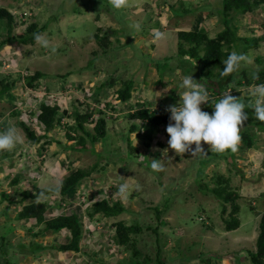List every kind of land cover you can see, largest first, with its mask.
<instances>
[{
    "label": "rangeland",
    "instance_id": "1",
    "mask_svg": "<svg viewBox=\"0 0 264 264\" xmlns=\"http://www.w3.org/2000/svg\"><path fill=\"white\" fill-rule=\"evenodd\" d=\"M0 7L16 10V13L27 11L28 15L35 10L38 22H50L48 30L42 35L48 41L47 46L37 42L33 46L11 43L6 46L9 51L5 47L0 49V75L9 76V80H14L17 85L13 92L0 96V132L14 127L21 141L11 151H0V233L14 236L12 242L17 245V251L31 243L35 248L38 244L55 246L64 241L67 231L34 237L41 228L36 226L29 233L28 229L35 222L25 224L18 221V204L5 201L2 192H7L11 200L17 202V187L22 190H34L37 187L57 189L77 168L98 165L101 170L89 178L87 188H84V182L87 181H82L79 198L76 196L70 204L62 202L64 208L56 207L49 212L51 217L73 210L83 214L87 233L82 241L81 252L69 254L47 249L39 251L36 260L28 257L20 264H91L88 254H96L98 259L110 262L114 252L108 246V238L114 232L112 224L118 221L130 225L139 222L152 228L159 226L162 239L157 240L151 228L146 229L138 237L139 247L155 258L160 246L167 264H203L202 260L208 258H211V264H252L246 257L248 250L256 245L260 214L264 212V168L263 156L260 154V151H264V130L258 134L254 149L249 151L252 152L251 158L249 152L242 149L238 155H244L243 158L235 155L233 161L219 159L223 155L212 153L206 143L203 144L206 154L200 152L192 155L190 150L182 156L177 155L168 148L169 137L163 134L149 149L143 147L135 134H131L134 151L125 139L129 127L128 107L139 101L152 102L162 109L174 104L178 106L181 99L178 91H182L180 84L186 75L181 70L175 71V65L178 64L176 59H165L177 56L178 31L201 29L215 37L224 28L222 18L218 15L222 0H128V6L121 10L112 9L108 0H0ZM182 8L195 13L177 16L175 12L178 9L182 11ZM80 11H83L82 14H79ZM209 13L213 15L209 16ZM98 14L100 19L97 21ZM166 14L168 17H164ZM263 22V8L258 9L257 13L237 16L232 22L238 26L240 36L263 38L259 48L248 52V68L256 65L258 56L264 57ZM134 24L140 25L139 30L130 27ZM99 27L110 34V40L117 47L105 55L102 52L94 55V49L97 50L94 35ZM154 29L164 33V38L154 41ZM6 38L7 32L0 31V43ZM152 64L154 66L149 67ZM37 71L45 74L40 85L35 90L26 88L25 78ZM111 75L118 78L115 87L98 92V88ZM160 76L163 78L161 84L158 82ZM128 80L134 81L132 101L118 104L114 90ZM44 89H47L45 93L42 92ZM165 89L168 91L165 92ZM23 91L26 96L40 99L27 103L19 96ZM96 91L99 93L97 98L102 100L101 108L107 102L119 108L107 112L108 139L96 144L88 152L80 149L74 151L71 146L75 142L66 140V129L57 128L49 134L56 142L48 145L47 150L40 154L44 140L41 144H31L18 125L24 120L31 128L39 130L38 121L33 116L29 117V113L38 111L41 102H56L70 112L74 107L83 105L84 110L85 105H94V97L89 96ZM244 97L245 92L237 96L240 100ZM204 105H201L203 111ZM17 108L22 114L13 116ZM4 123L7 125L3 126ZM57 140L62 143L58 144ZM159 143L163 144L162 147ZM166 148L167 154L163 152ZM192 149H195V145H192ZM256 150L259 152L256 153ZM233 153L230 151V154ZM152 158L163 160V171L151 169ZM206 160L211 162L208 167L204 165ZM215 173L230 177L231 186L237 188L242 196V225L236 231L225 230L219 200L212 194L206 195L200 191V181L205 174L208 177L202 181L214 186L209 177ZM17 176L21 177V184L10 186L11 178ZM123 183L129 186L127 194L114 197L117 186ZM105 197L111 198L113 202L120 201L127 212L117 218L102 219L100 216V222H89L87 211ZM41 200L53 205L61 202V196L58 193L49 194ZM250 202L257 208V214L249 210ZM155 209L162 211L160 220ZM10 226L14 233L9 230Z\"/></svg>",
    "mask_w": 264,
    "mask_h": 264
},
{
    "label": "trees",
    "instance_id": "2",
    "mask_svg": "<svg viewBox=\"0 0 264 264\" xmlns=\"http://www.w3.org/2000/svg\"><path fill=\"white\" fill-rule=\"evenodd\" d=\"M169 8L173 9L172 6ZM261 8L264 9V0H222V8L218 10V15L222 18L224 28L219 31L215 37H211L206 30L201 29L189 31L180 30L177 32V56L167 58L165 61L176 59L178 64L175 65V71L181 70L186 76L192 75L194 80L205 84L209 94V102L204 105L205 112L209 114L214 112L211 103L218 102L222 98V93L227 94L231 92V95L237 97L239 93L245 92V97L241 102L245 103L247 106L249 101L254 99L250 95L252 86L264 83V57L262 56L256 58V65L253 67L251 66L248 68L246 64H242L241 67L229 77L220 76V72L224 68L222 61L226 59L231 52L236 51L237 53L248 54L251 49L259 48L263 38L240 36L238 34V26L232 22L237 16L257 13L258 9ZM86 10H88V8H86ZM16 12V10L12 11L8 8L0 7V31L5 30L7 32V38L2 44L18 43L24 46L35 45L36 40L34 39L33 33H40L43 35L48 30L50 22H38L35 10H32L29 15H23L27 13V11L23 13L18 12L19 14ZM82 12L83 11H80L79 14H82ZM194 13L195 11L186 8H182V11L178 9V11L175 12L177 16ZM212 15L213 13H209V16ZM96 18L98 21L100 19V14H98ZM14 31L17 33L14 34ZM94 40L97 44V50L94 49V55L99 52L105 55L108 54V51L115 48L117 49L110 40V34L105 32L101 27L97 29ZM1 48L2 47H0V49ZM164 64L166 63L164 62ZM151 66H154V64L149 67ZM167 68L168 67H166V69ZM254 74H258L259 79H253L252 77ZM44 77L45 74L37 71L33 75L25 78V85L35 90ZM159 79L158 82L160 84L163 83V78L161 76ZM117 81L118 78H114V76L111 75L98 88V92L114 88ZM216 83L219 85L218 87ZM16 87V82L14 80L10 81L9 76L0 75V96L3 97L13 92ZM133 90V80H128L124 82L121 87L115 89L114 96L117 103L121 105L131 103ZM98 92L96 91L94 95L89 96V98H91V96L95 98H93L94 105L87 104L84 110L82 109L83 105L74 107L73 111L70 112L68 108H63L56 102L53 105L48 102H42L38 111L34 110L29 113L31 117L33 116L36 118L41 130L31 128L24 120H21L18 125L31 144H41L44 140L40 148V154H43L47 150L46 148L48 145L56 142L49 134L57 128L66 129V140L75 142L74 146H71L75 149L74 151L77 152L80 149L83 152H88L96 144L102 143L108 139L109 114L107 112L109 110L116 111L117 108H119L117 105L114 106L108 102L101 108L102 100L97 98V96H99ZM106 96L108 97L109 95L107 94ZM22 99H24V97ZM26 100L25 98L24 101L26 102ZM60 113H62V115ZM245 113L248 119L241 127V140L238 145V150L233 154L227 151L223 153V157L219 159L222 158L228 161L231 159L233 161V158L240 150L244 148L252 149L258 142L257 136L261 130H264V122L255 118L254 109L246 107ZM18 114H21V111L15 109L13 116H19ZM169 118L170 113L167 112L166 109L156 107V105L149 101H139L132 107H128L127 119L129 121V127L125 139L129 147L134 151L135 147L132 144L131 134L136 133L137 140L147 149L151 148L160 135L163 134L169 137L166 132V128L170 122ZM65 119L67 122H64ZM6 125V123L3 124V126ZM57 143L61 144L62 142L57 140ZM162 145V143H159L160 147H162ZM207 160L204 162L206 167L211 164V162ZM102 167L105 168L104 166ZM99 169L100 167L98 165L84 169L77 168L71 171L69 176L60 183L57 189L37 187L34 190H22L17 187L22 182L21 177L17 176L11 178L9 185L17 187L15 194L18 201L15 202L11 200V195H8L5 191L2 192V197L5 201L10 200L11 204H18L16 210V218L18 221L25 224L30 221L35 222V225L28 229L29 233L38 226L41 229L38 232L39 234H35L34 237H38L39 235L49 236L50 234H62L64 231H67L69 235L64 238V241H60L58 244H55V246L38 244L33 248L31 243L29 246L25 245L21 251H17L15 249L17 245H14L12 242L14 236L0 233V264H20L28 257H33V260H36L37 253L47 249H56L58 252L69 254L81 252L82 241L87 233V230L84 228L83 214H81L79 210H73L69 213L62 212L55 217H51L49 216V212L53 210L56 203L51 205L46 201H37L35 194L43 192L44 196H47L49 194L58 193L61 196V202L56 205L59 208H64V203L62 202H68L67 204L73 202L81 188L80 184L82 181L89 180L94 173L101 171ZM207 177V174H205L201 181ZM209 179L214 186L211 187V184L200 181V191L206 195L212 194L219 200L221 204V217L225 230L227 232L238 230L242 225L240 218L242 209L240 200L242 196L237 188L231 186L230 177L221 173H215L209 177ZM248 206L252 213L257 214L258 211L257 208L253 206V202H250ZM8 207L9 206L6 208L9 209ZM155 210L160 220L162 211L161 209ZM87 212L89 222H100V216H102V219L117 218L127 212V208L120 201L113 202L111 198L105 197L95 202ZM150 228L156 235L157 240L162 239L159 226L152 228L149 226L145 227L139 222H135L131 225L124 221L115 222L112 224L114 232L108 238V246L111 251L114 252L111 258L112 261L108 262L106 259L100 260L97 258L96 254H88L87 258L91 261V264H167L160 246L157 248L155 258L152 254L145 253L144 250L139 247L138 237L143 234L146 229ZM9 230L14 233V229L11 226ZM116 248L119 250H114ZM82 252L87 254L86 250ZM121 255H123V257ZM11 258L14 260L12 261ZM246 259L250 260L252 264H264V212L260 214L256 245L253 249L248 250ZM116 261L118 262L116 263ZM202 262L203 264H211L212 260L208 258L202 260Z\"/></svg>",
    "mask_w": 264,
    "mask_h": 264
},
{
    "label": "clouds",
    "instance_id": "3",
    "mask_svg": "<svg viewBox=\"0 0 264 264\" xmlns=\"http://www.w3.org/2000/svg\"><path fill=\"white\" fill-rule=\"evenodd\" d=\"M108 4L114 10H121L128 6V0H108ZM130 27L139 30L140 25L134 24ZM33 36L37 43L47 46L48 41L40 33H33ZM163 38L164 33L159 29L153 30L154 41ZM222 63L224 68L220 72V76L229 77L242 64L250 63V58L247 54L233 51L226 59H223ZM252 78L259 79V75L254 74ZM180 88L182 91H178L181 98L178 101V106L174 104L166 108V111L170 113V122L166 128L169 135L168 148L174 150L177 155L182 156L190 150L192 155L200 152L205 153L204 143L210 146L209 150L212 153L223 154L229 150L236 152L241 140V127L248 119L245 113L246 107L254 109L255 118L264 122V83L252 86L250 95L254 99L249 101L247 106L241 102L240 98L231 95V92L222 93V98L218 102L211 103L214 108L212 114L203 111L201 108L202 104L209 102V94L205 84L197 82L192 75H189L183 78ZM164 91L167 92L168 89ZM159 94L162 95V93ZM20 142V137L14 127H8L5 131L0 132V151H11ZM192 145H195L194 150ZM163 152L167 154L168 149H164ZM161 161L163 160L152 158L151 169L157 172L163 171L164 165ZM128 188L127 183L119 184L114 197H124ZM35 196L39 201L44 197V193L40 192Z\"/></svg>",
    "mask_w": 264,
    "mask_h": 264
},
{
    "label": "crops",
    "instance_id": "4",
    "mask_svg": "<svg viewBox=\"0 0 264 264\" xmlns=\"http://www.w3.org/2000/svg\"><path fill=\"white\" fill-rule=\"evenodd\" d=\"M164 17H168L167 16V14L164 16ZM203 18V17H202ZM9 44H11V43H6L5 45H3L2 44V42L0 43V47H5L4 49H7V47L6 46H8ZM7 51H9L8 49H7ZM18 56V55H17ZM156 77H154V80L156 81V79H155ZM159 79V78H158ZM27 88V87H26ZM17 89V88H16ZM15 89V90H16ZM47 91V89H44V90H42V92L43 93H45ZM29 95V94H28ZM19 96L21 97V98H23L24 97V99L23 100H25V98L27 99L26 100V102L28 103L29 101L30 102H32L31 100H33V101H37V99L36 98H39V97H35V96H26V93L23 91L21 94H19ZM40 99V98H39ZM31 112V111H30ZM21 114H22V112H21ZM29 117H31L30 115H29ZM245 149V148H244ZM254 148H252V149H245V150H247V152H249V151H252ZM255 151V150H254ZM257 152H259L258 150H256V153ZM261 153V155L263 156L261 159H262V166L264 165V151H260ZM248 155L250 156V158H251V156H252V152H249L248 153ZM236 156H239V158H241L242 156H244V155H242V156H240V155H238V154H236ZM243 158V157H242ZM241 162V161H240ZM87 182H84V188L86 187L87 188V185H88V180H86ZM84 188H82V189H84ZM81 189V188H80ZM85 190H87V189H85ZM82 195V194H81ZM76 196V195H75ZM77 197L79 198V193H77ZM75 200V199H74ZM78 200V199H77ZM57 207V205L55 206L54 205V207H53V210H54V208H56ZM52 210V211H53ZM53 213V212H52ZM51 213V214H52ZM54 214V213H53ZM55 216H56V214H55ZM55 216H52V217H55ZM97 223V222H96ZM67 236L69 235V233L68 234H66ZM58 253H61V252H58ZM78 254V253H77ZM84 254V253H83ZM67 257V256H66ZM39 259V258H38Z\"/></svg>",
    "mask_w": 264,
    "mask_h": 264
},
{
    "label": "built area",
    "instance_id": "5",
    "mask_svg": "<svg viewBox=\"0 0 264 264\" xmlns=\"http://www.w3.org/2000/svg\"><path fill=\"white\" fill-rule=\"evenodd\" d=\"M23 15H28V13H25V14H23ZM22 17V16H21Z\"/></svg>",
    "mask_w": 264,
    "mask_h": 264
},
{
    "label": "water",
    "instance_id": "6",
    "mask_svg": "<svg viewBox=\"0 0 264 264\" xmlns=\"http://www.w3.org/2000/svg\"><path fill=\"white\" fill-rule=\"evenodd\" d=\"M216 86L218 87L219 85L216 83Z\"/></svg>",
    "mask_w": 264,
    "mask_h": 264
}]
</instances>
